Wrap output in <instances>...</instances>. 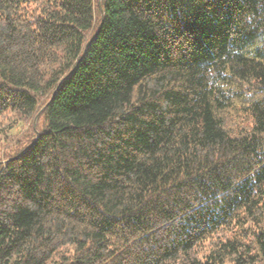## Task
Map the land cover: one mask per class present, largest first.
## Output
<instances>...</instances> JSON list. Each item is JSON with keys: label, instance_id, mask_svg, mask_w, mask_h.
<instances>
[{"label": "trees", "instance_id": "trees-1", "mask_svg": "<svg viewBox=\"0 0 264 264\" xmlns=\"http://www.w3.org/2000/svg\"><path fill=\"white\" fill-rule=\"evenodd\" d=\"M0 264H264V0H0Z\"/></svg>", "mask_w": 264, "mask_h": 264}, {"label": "rangeland", "instance_id": "rangeland-1", "mask_svg": "<svg viewBox=\"0 0 264 264\" xmlns=\"http://www.w3.org/2000/svg\"><path fill=\"white\" fill-rule=\"evenodd\" d=\"M37 120H38V117L36 118V121H37ZM36 121H35V122H36ZM37 122H38V121H37ZM37 122H36V124H37ZM29 127H30V125H27L24 131L26 132V131L29 129ZM22 132H23L22 128H18V129H16V130H13L12 133L20 134V133H22ZM25 132H24V133H25ZM24 133H23V134H24ZM23 134H22V135H23ZM22 135H21V136H22ZM14 145H15V143H12L10 146H14Z\"/></svg>", "mask_w": 264, "mask_h": 264}]
</instances>
